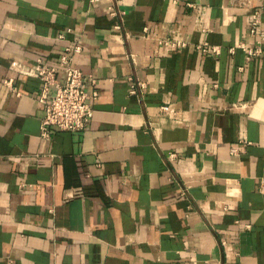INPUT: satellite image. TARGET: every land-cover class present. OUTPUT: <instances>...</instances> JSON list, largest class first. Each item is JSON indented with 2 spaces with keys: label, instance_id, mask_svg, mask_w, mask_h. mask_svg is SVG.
Wrapping results in <instances>:
<instances>
[{
  "label": "crops",
  "instance_id": "crops-1",
  "mask_svg": "<svg viewBox=\"0 0 264 264\" xmlns=\"http://www.w3.org/2000/svg\"><path fill=\"white\" fill-rule=\"evenodd\" d=\"M262 3L0 0V264H264ZM76 45L92 118L42 140Z\"/></svg>",
  "mask_w": 264,
  "mask_h": 264
},
{
  "label": "built area",
  "instance_id": "built-area-1",
  "mask_svg": "<svg viewBox=\"0 0 264 264\" xmlns=\"http://www.w3.org/2000/svg\"><path fill=\"white\" fill-rule=\"evenodd\" d=\"M264 3L257 9L249 13V25L247 37L260 45L264 39V30L261 26V11ZM116 16V12L111 13ZM115 29H119L116 24ZM165 45L178 48L183 43L173 42ZM238 48L242 49L248 58L257 56L259 48H248L239 43ZM204 53L209 52L207 44L197 47ZM80 46H72L64 49L58 59L57 67H36L35 75L41 82L40 103L44 105V116L40 122V138L48 140L52 136V131H62L68 133H81L89 125L93 115L92 103L97 93L88 90V85L94 86L95 79L92 76L84 77L78 67L73 63V54L80 53ZM216 52L215 49H211ZM62 75V81L56 79L57 74Z\"/></svg>",
  "mask_w": 264,
  "mask_h": 264
}]
</instances>
